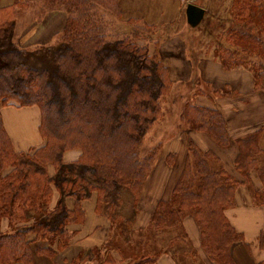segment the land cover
Segmentation results:
<instances>
[{
  "label": "trees",
  "instance_id": "1",
  "mask_svg": "<svg viewBox=\"0 0 264 264\" xmlns=\"http://www.w3.org/2000/svg\"><path fill=\"white\" fill-rule=\"evenodd\" d=\"M119 3L15 0L0 7V108L39 107L40 133L46 141L29 153L18 152L0 115V264H35L36 254L55 257L54 242L58 240V250L68 245L66 227L83 216L80 201L90 192H97L98 206L106 204L110 213H116L125 192L139 200L154 171L162 145L145 156L141 149L154 123L164 117L160 99L171 94L173 83L162 61L150 54L147 39L152 27L113 31L110 19L122 18ZM25 10L34 12L36 23L53 12L66 15L53 45L30 51L14 42L16 21ZM226 11L231 12L233 25L220 36L224 44L218 47L216 60L227 70H251L255 89L264 93V0H233ZM37 60L53 65L52 70L28 64ZM181 123L206 134L220 148L230 144L226 121L217 110L187 102ZM263 131L264 127L236 140L235 164L243 182L256 171L264 183V168H259L260 160L264 163L259 146ZM69 150L81 152L74 164L64 162ZM175 160L174 154L167 156L169 166ZM51 165L54 176L49 175ZM243 182L220 164L214 152L201 150L191 139L171 195L157 203L150 227L177 228L191 214L209 264H238L233 247L243 236L225 212L235 206ZM55 188L61 200L51 211ZM65 196L76 198L74 211L63 207ZM256 199L264 204V191ZM183 239L179 235L178 240ZM45 240L48 247L34 248ZM80 262L78 258L74 264ZM134 264H156V259L142 256Z\"/></svg>",
  "mask_w": 264,
  "mask_h": 264
},
{
  "label": "crops",
  "instance_id": "2",
  "mask_svg": "<svg viewBox=\"0 0 264 264\" xmlns=\"http://www.w3.org/2000/svg\"><path fill=\"white\" fill-rule=\"evenodd\" d=\"M191 1L195 4V0H189ZM232 1L219 0L218 2L230 4ZM14 2L15 0H0V7ZM189 2L187 0H120L119 6L122 13L120 23L130 24L132 21V23H142V26L147 25L154 29L177 22L184 25L187 23L186 7ZM65 21L63 12L48 14L40 32L34 23L23 33L14 31V42L21 48L33 47L44 41L47 44L63 30ZM164 48L159 51L160 58L169 71L173 85L181 82L195 83L193 82L196 79L192 70L193 61L184 59L182 52L180 55L177 54V46L167 50ZM198 61L201 68L199 78L211 86L212 92L208 98L199 97V102L196 104L217 110L223 115L230 139L229 146L220 148L206 134L194 132L187 126L180 129L182 140L170 143L172 145H167L165 150L167 151L168 147L171 148L167 156L169 154L176 156L174 164L172 166L167 164V156L165 159L162 156L158 158L156 164H160L161 171L156 173L153 171L137 202L131 196L132 202L128 209H124L121 205L115 211L116 213H110L108 205L98 206L97 192H90L87 198L80 201L83 216H79L77 221L66 227L71 236L68 245L58 250V240L55 241L52 246L57 251L55 257L49 258L36 254L35 264H74L78 258L81 259L80 264H134L135 260L142 256L154 257L156 264H178L175 257L177 252L185 256L187 264H191L190 259L194 258L195 254L200 263L209 264L203 252L200 251L201 247L198 248L200 236L194 218L192 223L185 217L182 224L177 227L178 230L183 229V233L180 234L185 237L183 240H178L177 233L163 235L166 234L164 232L167 229L151 228L150 218L157 203L169 199L181 172L191 139L201 150L214 152L220 164L229 173L241 182L244 181L236 170L235 159L238 154L236 140L264 127V93L255 89L254 75L248 68L227 70L214 58H199ZM217 92L222 95L215 96ZM0 115L7 134L18 152L29 153L45 145L46 141L40 133L42 117L39 107L6 105L0 108ZM260 137L259 146L264 150V131ZM80 155L79 150H69L64 154V162L74 164L79 160ZM213 164L218 166L216 162ZM259 168H264L262 160L259 162ZM48 170L50 176L56 175L54 166H49ZM248 178L249 180L243 182L236 191L235 206L225 212L231 225L243 236V241L233 247L238 264H257L264 260V238L261 237L264 233V204H259L256 199V194L264 191V183L261 182L256 171L250 172ZM60 200L61 192L55 188L49 207L51 211L57 208ZM63 205L68 211H74L77 200L73 196H65ZM38 246L48 247L47 240L34 244L35 249Z\"/></svg>",
  "mask_w": 264,
  "mask_h": 264
},
{
  "label": "rangeland",
  "instance_id": "3",
  "mask_svg": "<svg viewBox=\"0 0 264 264\" xmlns=\"http://www.w3.org/2000/svg\"><path fill=\"white\" fill-rule=\"evenodd\" d=\"M218 1L219 0H195V4H201V6H204L203 8H206L207 10L203 21L196 28H192L188 23L181 25L177 22L173 25H165L164 27L158 29L152 28V30L150 31V36L147 39L150 54L161 60L159 52L160 49L165 47L164 49L167 50L169 48L177 46V54L180 55V53L182 52L184 59L187 58L191 62L193 61L194 67L192 68V70L196 79H194L195 81H193L195 83H175L173 85L175 90L173 91L172 88L173 92L169 96H165L160 99V104L164 111V117L160 120H157L149 133L145 136L141 149L142 156H145L150 150L161 143L162 145H165L162 146L158 158L162 156V158L165 159V157L169 153V150H171V148L168 147L167 151H165L166 146L170 143L173 144L177 140H182V133H180L182 131H180V129L184 128L186 125L182 126L180 114L182 112L181 110L184 108L185 103L190 102L196 104L199 102V97H210V93L212 92L211 86L205 84L202 78H199L201 68L199 66L198 59H216L218 47L224 44L220 36L223 34L224 29L227 30L231 25H233L231 12L226 11L229 4L219 3ZM33 16L34 12L32 10L21 11L16 21L14 31L16 33H23L26 30L30 29V27L35 23L37 25L35 26L39 28L38 32H40V28L45 22V18L41 22L36 23ZM110 20L112 22L111 27L114 32H131L136 25L139 27L142 26V23L121 24L117 19L111 18ZM178 29L179 33H177ZM56 40L57 37H55L53 41H48L47 44H45L44 41L42 43H37L39 45L28 47L26 49L32 51L35 50V48L38 46L40 47L44 45H53ZM15 41H17V39H15ZM168 55H170V53H168ZM28 64L31 65V67L41 70H52L51 68L53 66H50L48 65V63H45V61L41 60H37L35 64L28 61ZM159 165L160 164H156L154 173L161 171ZM131 195L132 194L130 192H125L124 194H122L121 201L118 205L121 204L124 209H128L129 204L132 202ZM185 217H187L192 221V223H194V219L191 214H186ZM178 229L179 228L167 229V232H164L166 234L163 235H170V233L171 235L173 233H177V235H180L181 233H183V229ZM198 248L200 249L199 245ZM175 257L178 264H187V259L179 252L175 254ZM196 257L197 256L195 254L194 258L190 259V263L202 264L200 263L199 258Z\"/></svg>",
  "mask_w": 264,
  "mask_h": 264
},
{
  "label": "water",
  "instance_id": "4",
  "mask_svg": "<svg viewBox=\"0 0 264 264\" xmlns=\"http://www.w3.org/2000/svg\"><path fill=\"white\" fill-rule=\"evenodd\" d=\"M206 14V10L195 4H189L186 8L187 23L196 28L203 21Z\"/></svg>",
  "mask_w": 264,
  "mask_h": 264
}]
</instances>
